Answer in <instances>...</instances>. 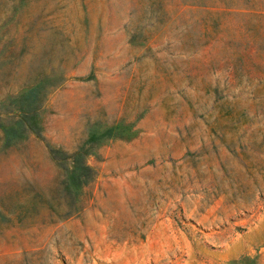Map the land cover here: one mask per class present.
Wrapping results in <instances>:
<instances>
[{
    "label": "rangeland",
    "instance_id": "1",
    "mask_svg": "<svg viewBox=\"0 0 264 264\" xmlns=\"http://www.w3.org/2000/svg\"><path fill=\"white\" fill-rule=\"evenodd\" d=\"M0 264H264V0H0Z\"/></svg>",
    "mask_w": 264,
    "mask_h": 264
},
{
    "label": "trees",
    "instance_id": "2",
    "mask_svg": "<svg viewBox=\"0 0 264 264\" xmlns=\"http://www.w3.org/2000/svg\"><path fill=\"white\" fill-rule=\"evenodd\" d=\"M45 82V80L39 81L22 96L17 97L16 104L18 105L17 108L19 111L18 118L12 123L1 125L5 141L7 143H9V141L16 136L22 135L25 130L33 131V126L37 119L36 106L34 102L40 95ZM117 132L118 131L114 130V128H110L105 131L104 135L111 137ZM83 154L84 153L81 151L75 153L74 165L73 169L70 171L68 187H78L92 178V168L83 161Z\"/></svg>",
    "mask_w": 264,
    "mask_h": 264
}]
</instances>
